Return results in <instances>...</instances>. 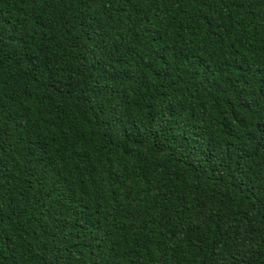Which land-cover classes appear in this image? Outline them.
Here are the masks:
<instances>
[{
    "label": "trees",
    "instance_id": "16d2710c",
    "mask_svg": "<svg viewBox=\"0 0 264 264\" xmlns=\"http://www.w3.org/2000/svg\"><path fill=\"white\" fill-rule=\"evenodd\" d=\"M0 264H264V0H0Z\"/></svg>",
    "mask_w": 264,
    "mask_h": 264
}]
</instances>
